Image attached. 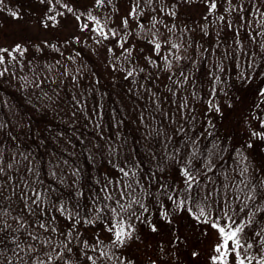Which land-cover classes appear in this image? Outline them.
<instances>
[{
	"label": "trees",
	"instance_id": "trees-1",
	"mask_svg": "<svg viewBox=\"0 0 264 264\" xmlns=\"http://www.w3.org/2000/svg\"><path fill=\"white\" fill-rule=\"evenodd\" d=\"M95 1L0 3V40L3 17L55 24L54 5L78 21L120 22L109 60L98 59L103 43L85 37L16 42L0 52V264H40L49 255L51 264H103L101 252L112 248L123 260L124 247L142 242L156 246L153 264H165L169 248L176 264H215L212 253H201L220 237L195 218L197 206L209 220L224 223V211L238 224L251 220L244 235L257 263L264 256V0H215L211 13L210 0ZM194 3L204 19L189 13ZM120 218L131 238L123 245L100 238ZM69 230L66 240L61 233ZM165 231L173 234L168 246Z\"/></svg>",
	"mask_w": 264,
	"mask_h": 264
},
{
	"label": "rangeland",
	"instance_id": "rangeland-1",
	"mask_svg": "<svg viewBox=\"0 0 264 264\" xmlns=\"http://www.w3.org/2000/svg\"><path fill=\"white\" fill-rule=\"evenodd\" d=\"M72 1V0H71ZM86 1V4L88 6L94 4L95 0H83ZM74 2V0H73ZM59 10V17L58 22L53 24L52 21L49 23L48 21L43 22V20L38 19H21L22 22L18 21L16 23H11L12 20H15L16 17L11 16L7 18V16L2 18V24H4L2 27L5 29L7 37H5L3 40H0V49H7L8 51L13 48L18 42L21 47H23L24 44H29L30 42L34 44L36 47L43 46L47 42H53L65 45L66 40L68 39H77L78 41H81L84 37L88 41H92V43L101 42L103 43L101 46L97 48L100 55L98 56L99 60H109L110 59V36H114V24H120L119 20H116V22L111 21L110 19L105 21V25L102 21L99 20H88V19H80L78 21L77 17L72 16L71 14L66 13L63 7L55 6ZM189 9V13L195 15V18L197 19H204L206 17L205 9L204 7H200L199 5L190 4L187 6ZM56 9V10H57ZM145 15L147 16V13L145 12ZM144 15V16H145ZM149 18V17H148ZM19 20V19H18ZM97 21L99 24H97ZM21 24H20V23ZM94 24L93 29H91V25ZM111 24V25H110ZM134 24V22H133ZM85 25H87L85 27ZM100 28H103V34L100 33ZM20 29V31H19ZM22 32V33H21ZM13 33V34H11ZM13 35V36H12ZM20 36L19 40L17 36ZM107 36V43L103 40V38ZM97 47V46H96ZM150 54H155L154 56H157V54L153 50H148ZM158 53H162L158 51ZM100 230H103L99 235L100 238L110 239L112 240L114 238L112 232H107L106 229L101 228ZM165 241L166 245L171 242L173 238L172 231H165ZM190 240L189 243H193V239L195 238V234L193 233V237H188ZM193 238V239H192ZM216 240V239H215ZM211 244L207 245L204 249L205 252L201 253V256L203 258L206 257V251L209 253H212V256L218 255L214 249L218 242L214 241V238L210 239ZM139 244V242H137ZM141 244V242H140ZM154 244V243H153ZM151 243L142 242L141 245H135L131 248L124 247V251L121 253V255L125 252H127L126 257L127 259L121 260L119 256H117L116 251L109 249L108 252L104 255L102 261L103 264H153L151 257L158 253V250H155L154 247H151ZM130 247V245H128ZM199 249V248H198ZM201 249V248H200ZM199 249V250H200ZM119 254V252H118ZM194 253H192L193 255ZM160 255V254H159ZM162 255V254H161ZM174 255L172 252H170V248L166 250V253L162 256H164V262L165 264H176L178 263V260H175ZM131 257V258H130ZM229 264H235V258L233 256L229 257ZM254 264H257L254 262Z\"/></svg>",
	"mask_w": 264,
	"mask_h": 264
},
{
	"label": "snow or ice",
	"instance_id": "snow-or-ice-1",
	"mask_svg": "<svg viewBox=\"0 0 264 264\" xmlns=\"http://www.w3.org/2000/svg\"><path fill=\"white\" fill-rule=\"evenodd\" d=\"M59 2V0H57ZM0 3H3V0H0ZM97 3H103V0H97ZM65 7H67L65 5ZM216 9V2L215 0H210V6H209V12L211 13ZM135 13V8H133V13ZM13 16L16 14L13 12ZM91 19L95 20V17H90ZM79 19V17H77ZM220 19H223L221 17ZM97 24L99 22L97 21ZM125 26H127V19L124 20ZM87 25H85L86 27ZM100 33L103 34V28H100ZM115 34V33H113ZM107 38V36H105ZM155 50L158 52L159 49L161 48L160 43L155 44ZM173 48H178L179 46L176 44L172 45ZM20 46L17 45L16 50H19ZM8 51L7 49H0V52H6ZM167 59V57H165ZM3 62V58L0 57V63ZM170 66V62H169ZM131 75V73H129ZM261 95H264V90H261ZM218 110V109H217ZM253 135L259 136V133H253ZM251 147V145H249ZM211 170V169H209ZM123 171V170H121ZM124 175H127V172L124 173ZM183 175L185 176V183L188 186V188L192 187V182L194 181V177L191 175L190 171L185 168L183 169ZM33 194L35 196V199L32 201L33 204H38L41 199V194L39 192L33 191ZM123 195V193L121 194ZM110 198V197H109ZM171 199V197H169ZM189 197H185L184 199L174 201L177 204V207L183 209L186 206V202L188 201ZM207 199V197H205ZM249 199H253V197L249 196ZM117 204L120 205L121 211H124V205L120 204L119 201L116 202ZM130 207V205H129ZM198 212L195 214V218L200 221L201 223H210L211 227L215 229L220 237V242L216 244L214 251L218 254L214 256L212 259L215 262V264H229V257L234 255L235 258V264H252L253 259H255L254 256H249L247 255L248 249H251L253 247V244L251 242H248L249 238L244 235L245 228L249 226L251 223V220H249V224H245L243 222L237 223L235 219H233L232 215H229L227 211H224V218L225 221L224 223H221L220 217H216L215 219L209 220L208 216L206 215L205 209L203 207H199ZM246 207V205H245ZM245 207L240 208V212L245 211ZM62 214L67 213L69 216L71 213L68 211V209L64 208L63 204L60 205V209ZM189 212L192 211L191 208L188 209ZM260 211H264V209H259ZM111 211L113 213H116L117 217H120V213L117 212L116 208H112ZM41 214L44 215V210L41 209ZM78 215V214H77ZM166 215V213L164 214ZM203 218V219H202ZM52 220H55V217H52ZM79 220H77V223ZM85 223H91L90 220H85ZM38 227L40 229H43L44 231H48L50 225L46 224L43 221H40L38 223ZM128 228H131V225H128ZM155 226H153V231H155ZM52 232H56L57 229L55 227H51ZM109 232L113 233L114 239L112 243L115 244H120L123 245L126 241V239L131 238V231H126L125 229V224L122 218L117 220L112 224L110 228H108ZM61 235H65V239L69 236H71V230H69L66 234L61 233ZM255 236H260V233L257 232L254 234ZM29 236L31 237L32 240L36 241L39 239L38 235H33L32 233H29ZM41 243H51L50 238H47L45 241H41ZM64 243V242H62ZM87 244V242H85ZM261 244H264V240H261ZM31 247V246H30ZM64 248L67 249L68 253H71L72 249L68 247L67 243H64ZM53 251L56 252V259H59V257L62 255L61 251H58L56 248L53 249ZM101 256L105 255L104 252L100 253ZM53 257L51 255L48 256V261H41L40 264H51ZM89 260H93L92 257H88ZM93 264H95V261L93 260ZM257 264H264V256L261 257L259 261H257Z\"/></svg>",
	"mask_w": 264,
	"mask_h": 264
},
{
	"label": "flooded vegetation",
	"instance_id": "flooded-vegetation-1",
	"mask_svg": "<svg viewBox=\"0 0 264 264\" xmlns=\"http://www.w3.org/2000/svg\"><path fill=\"white\" fill-rule=\"evenodd\" d=\"M220 9H222V7H220Z\"/></svg>",
	"mask_w": 264,
	"mask_h": 264
}]
</instances>
